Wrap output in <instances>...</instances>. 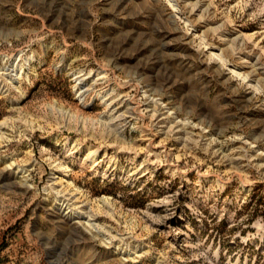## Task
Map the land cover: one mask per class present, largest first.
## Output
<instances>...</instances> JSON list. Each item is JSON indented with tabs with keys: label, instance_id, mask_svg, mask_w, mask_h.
Segmentation results:
<instances>
[{
	"label": "rangeland",
	"instance_id": "rangeland-1",
	"mask_svg": "<svg viewBox=\"0 0 264 264\" xmlns=\"http://www.w3.org/2000/svg\"><path fill=\"white\" fill-rule=\"evenodd\" d=\"M0 264H264V0H0Z\"/></svg>",
	"mask_w": 264,
	"mask_h": 264
},
{
	"label": "bare ground",
	"instance_id": "bare-ground-1",
	"mask_svg": "<svg viewBox=\"0 0 264 264\" xmlns=\"http://www.w3.org/2000/svg\"><path fill=\"white\" fill-rule=\"evenodd\" d=\"M22 73H23V68H21V72H20V74L18 73H16V76L19 78L21 75H22ZM11 76H13V75H11ZM16 77V78H17ZM98 154H100V152H99V150L97 149V148H95V147H93V146H88L87 148H86V155H85V157L87 158V159H90V160H92V162L93 163H97V161H98ZM105 154V153H104ZM113 160V162H116V158H113L112 159ZM57 166L59 167V168H61L63 165L62 164H57ZM64 171V170H63Z\"/></svg>",
	"mask_w": 264,
	"mask_h": 264
}]
</instances>
